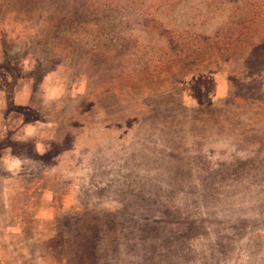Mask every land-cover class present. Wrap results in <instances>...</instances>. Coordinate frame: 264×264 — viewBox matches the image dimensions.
Listing matches in <instances>:
<instances>
[{"label": "rangeland", "instance_id": "obj_1", "mask_svg": "<svg viewBox=\"0 0 264 264\" xmlns=\"http://www.w3.org/2000/svg\"><path fill=\"white\" fill-rule=\"evenodd\" d=\"M0 264H264V0H0Z\"/></svg>", "mask_w": 264, "mask_h": 264}, {"label": "trees", "instance_id": "obj_2", "mask_svg": "<svg viewBox=\"0 0 264 264\" xmlns=\"http://www.w3.org/2000/svg\"><path fill=\"white\" fill-rule=\"evenodd\" d=\"M204 42L206 43V42H208V39H204ZM229 97H231V96H229ZM229 97L227 98V100L229 99ZM229 102V101H228ZM194 109H196V111H197V113L198 114H200V115H202V114H204L208 109H211V110H216V106H215V104H205L204 105V103H202V104H200L199 106H196V108H194Z\"/></svg>", "mask_w": 264, "mask_h": 264}]
</instances>
